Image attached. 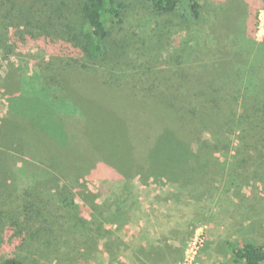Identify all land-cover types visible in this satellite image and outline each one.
<instances>
[{"label":"trees","instance_id":"trees-1","mask_svg":"<svg viewBox=\"0 0 264 264\" xmlns=\"http://www.w3.org/2000/svg\"><path fill=\"white\" fill-rule=\"evenodd\" d=\"M135 1L0 0V184L8 166L16 172L0 189V264L89 260L113 235L109 226L128 223V201L118 197L107 216L83 219L72 178L167 183L174 198L198 204L240 187L224 170L246 164L233 149L264 158V138L252 131L264 133V38L254 37L264 0L244 7L241 23L229 18L245 0H138L143 16L130 31ZM8 20L18 25L12 38ZM140 29L157 42L147 44ZM20 43L39 51L37 78L7 60ZM142 48L147 60L133 62L143 74H126ZM22 178L37 185L24 188ZM63 229L81 236L64 238ZM229 246L235 264H264V243Z\"/></svg>","mask_w":264,"mask_h":264},{"label":"rangeland","instance_id":"rangeland-1","mask_svg":"<svg viewBox=\"0 0 264 264\" xmlns=\"http://www.w3.org/2000/svg\"><path fill=\"white\" fill-rule=\"evenodd\" d=\"M123 1L128 2V0ZM260 2V0H245L241 5L236 6L235 13L229 20L235 19L241 23L244 7L248 8V11L251 12L260 6ZM134 4L138 11H136L134 15L132 14L134 21L132 19L126 27L129 30L131 28L130 31H136L135 26L138 25V20L143 16V12L139 10L142 5L138 6V0H136ZM257 15L258 18L255 22L256 28L254 37L255 40L261 42L264 38V9L257 10ZM5 25L9 26V36L12 38V34L18 29L17 23L8 20ZM154 27L155 26L152 25L150 29ZM160 27L161 26L156 27L157 29L154 30V32L158 33ZM139 31L141 34H144V40H146L148 36L147 44H149L151 40L154 41L153 43L157 42L155 38L152 37L153 33H151L150 30L149 33L148 29L145 31L140 29L137 32ZM137 48L133 49V51ZM148 48H152V46ZM14 49L15 50L8 55L7 60L10 59L9 61L14 64V67L19 72H23L30 78H34V76L37 78L38 69L36 68V59H34V56H36L39 51L36 47H29L20 43L16 45ZM4 51L5 46L0 44V76H2L4 72ZM134 55H138L140 59L139 64H142L145 59L147 60L148 58L143 48L137 53L132 52L130 55L132 64L125 70V73L130 76H132L134 72L143 74V68L138 67L139 65H134ZM46 58L48 59V56ZM263 59V57H260L262 61L258 63L259 66L261 65L264 67ZM21 88L26 91L29 90L26 82L22 84ZM252 131L256 133L255 138L258 143H260V140L264 138V133L261 132V130L259 131L258 127H255V130L252 128ZM233 151V154H230V156H237L238 158L241 156L245 157L246 164L241 166V168H238V164H234V166L231 165L224 170L227 174L238 178L239 181H237V183L240 187L231 188L230 191L228 190L229 192L227 191L226 193H222V191L218 192L212 202L209 201V198H206L202 203L195 204L193 201H189L190 197H188L187 194L185 195V193L178 194V198L176 199L174 195L177 191L171 184H154L152 182L142 184L137 179L128 181L122 179L114 182L110 181L111 178L107 175L100 177L90 174L88 176L84 175L83 178L80 177L79 179L72 178L74 180L68 182V186L70 185L71 196L79 206V211L83 219L91 220L96 217L102 218L103 216H107L105 212L108 213L110 210L107 208L112 204L113 200L118 197L120 200L128 201L127 206H129L130 211H135V213H140L142 211L152 212L153 215L151 219L154 223H158V230H164L166 232V234L164 233L163 235H167V231H170V229L174 231L172 235L173 238L177 242V245L180 246L182 243L183 247L178 261L181 259L188 240L195 231H200L204 235L205 243L198 255L197 264H235L232 259L229 243L239 244L249 239L264 243V158L259 159L255 157V154L247 156L241 155L239 153V148L236 150L233 149ZM109 154L112 155L111 152ZM214 157L218 158V161L224 160L222 155H214ZM228 160L232 162L234 159L231 160L229 158ZM121 172L124 178H128L125 171L121 170ZM15 176L16 172L13 167L8 166L5 169V176L3 177V182L0 184V189H2L6 181L13 180ZM22 182H25L24 178H22ZM215 184L218 187L220 186L219 181ZM28 185L32 187L36 186L37 181L25 182V184L22 183L20 186L27 188ZM155 185L157 186L155 187ZM38 189L41 190L40 185ZM161 189L162 195H165L166 192L167 194L168 192L170 193L171 196L169 198L171 200H168V202H170L168 204L171 206H166L165 202L161 199H154L156 194L161 193ZM222 189L223 188L220 190ZM236 193L237 196H235ZM18 195L20 194L17 193L16 196L8 198L10 208H15L19 205L20 197ZM131 198L134 202L131 201ZM22 199H24V201L26 200L25 197H22ZM144 212H142L143 215ZM147 219L148 218L144 217L142 222H146ZM134 223V221H129L128 227L134 229ZM125 225L123 227H125ZM113 226L114 225L109 226V228L114 229L115 227ZM128 227H126V230ZM81 232L82 230H72L70 234L75 237H80ZM62 234L64 238H66V236L70 237L67 229H63ZM59 258L58 254H56L55 258L52 259V257H49L46 260L47 262L40 260L38 264H59Z\"/></svg>","mask_w":264,"mask_h":264},{"label":"crops","instance_id":"crops-1","mask_svg":"<svg viewBox=\"0 0 264 264\" xmlns=\"http://www.w3.org/2000/svg\"><path fill=\"white\" fill-rule=\"evenodd\" d=\"M130 186V185H129ZM157 185H155L156 187ZM167 187V186H165ZM155 195L156 199H161L166 206H171L168 200L170 193ZM171 191V190H170ZM134 202V200L132 201ZM138 204V203H137ZM153 210V209H152ZM144 212V211H142ZM130 211L129 221H134V229H130L126 224L122 228L111 229L113 235L104 237L98 247L99 253L96 257L77 262L76 264H175L180 257L182 243L177 245L173 238L174 231L170 229L167 235L164 230H158V223L152 221L153 213L148 211L144 215ZM134 213V214H132ZM148 218L142 222L143 218ZM148 225V226H147ZM108 227V226H106ZM126 227L128 229L126 230ZM109 228V227H108ZM123 231V232H121ZM131 233H130V232ZM177 240V239H176Z\"/></svg>","mask_w":264,"mask_h":264},{"label":"built area","instance_id":"built-area-1","mask_svg":"<svg viewBox=\"0 0 264 264\" xmlns=\"http://www.w3.org/2000/svg\"><path fill=\"white\" fill-rule=\"evenodd\" d=\"M204 243L205 238L203 233L195 231L192 237L188 240L181 259L176 264H197V258Z\"/></svg>","mask_w":264,"mask_h":264}]
</instances>
